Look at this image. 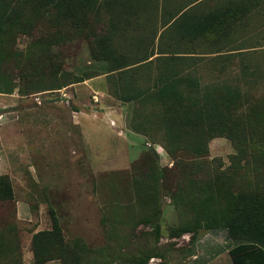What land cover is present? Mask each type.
<instances>
[{"label": "trees", "instance_id": "trees-1", "mask_svg": "<svg viewBox=\"0 0 264 264\" xmlns=\"http://www.w3.org/2000/svg\"><path fill=\"white\" fill-rule=\"evenodd\" d=\"M157 2L0 0V92L58 89L100 74L77 75L63 68V44L88 40L90 59L104 62L105 72L117 73L115 79L121 81L116 98L136 104L133 129L155 137L173 161L169 168L158 167L151 153H143L142 172L149 178L145 192L167 188L172 175L176 199L190 212L194 229L225 228L234 243L229 250L233 264H264V94L256 96L228 81L202 84L195 67L204 60L213 67L230 58L231 50L223 51L227 24L235 21L237 10L211 8L207 0H164L159 8ZM156 18L162 26L157 48ZM102 23L104 33L97 34L95 24ZM21 37L26 44L19 48ZM194 47L198 54H193ZM154 66L152 84L137 83L138 78L149 80ZM213 137L228 139L235 153L229 172L211 178L207 145ZM12 199L11 181L0 174V201ZM49 214L50 228L31 236L32 260L27 264H80L81 245L65 241L57 216L52 209ZM187 226L175 234L188 232ZM197 230L189 242L196 240ZM4 247L8 251L7 243Z\"/></svg>", "mask_w": 264, "mask_h": 264}, {"label": "rangeland", "instance_id": "rangeland-1", "mask_svg": "<svg viewBox=\"0 0 264 264\" xmlns=\"http://www.w3.org/2000/svg\"><path fill=\"white\" fill-rule=\"evenodd\" d=\"M233 1L207 0L211 8L229 7ZM244 1L248 3L244 20L240 16L237 22L227 24L229 38L223 54L231 50L230 58L213 67L204 65V60L195 67L202 84L228 81L261 96L264 0ZM163 2L158 0L157 7ZM101 15L104 18L106 14L101 11ZM143 18L145 14L141 13L140 21ZM159 20L155 22L156 48L162 32ZM105 25L95 24V32L103 34ZM24 44V37L17 40L19 48ZM198 51L197 47L192 50L193 54ZM60 59L66 71L100 74L58 89L28 94L16 88L10 93L0 92V174L8 175L13 191L12 200L0 201V264L32 260L31 236L50 228L51 209L65 241L81 245L80 264H151L152 260L156 263L152 258L179 249L188 254L192 243L189 237L197 229L190 212L184 211L176 199L175 179L167 176V188L158 183L151 195L143 186L149 179L142 172L144 152L151 153L158 167L169 168L173 161L155 137L131 126L137 107L116 98L114 90L121 83L115 79L117 73L105 72L104 62L90 59L86 39L65 42ZM155 67L149 80L138 78L137 83L152 84ZM207 147L210 177L228 173L230 156L235 153L231 142L213 137ZM186 224L189 231L176 235L178 227ZM205 231L198 228L196 239ZM47 264L62 263L52 260Z\"/></svg>", "mask_w": 264, "mask_h": 264}, {"label": "crops", "instance_id": "crops-1", "mask_svg": "<svg viewBox=\"0 0 264 264\" xmlns=\"http://www.w3.org/2000/svg\"><path fill=\"white\" fill-rule=\"evenodd\" d=\"M244 3V0H234L229 3L231 10H237L234 23L238 19H241L240 16L244 20V16L247 13L245 10L247 2ZM223 8L228 7L223 5ZM190 245L191 249L188 254L184 253L183 249H179L173 254L152 258L156 259V263H153L154 260H152L151 264H233L229 250L233 247L234 243L229 238L225 228L207 230L194 242L190 243ZM28 262L30 261H27L25 264Z\"/></svg>", "mask_w": 264, "mask_h": 264}, {"label": "built area", "instance_id": "built-area-1", "mask_svg": "<svg viewBox=\"0 0 264 264\" xmlns=\"http://www.w3.org/2000/svg\"><path fill=\"white\" fill-rule=\"evenodd\" d=\"M152 262V261H151Z\"/></svg>", "mask_w": 264, "mask_h": 264}]
</instances>
